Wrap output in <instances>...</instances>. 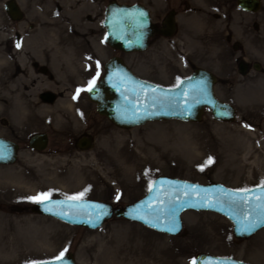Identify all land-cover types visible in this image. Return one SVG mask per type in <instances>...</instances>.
<instances>
[{
	"label": "rangeland",
	"instance_id": "374dc122",
	"mask_svg": "<svg viewBox=\"0 0 264 264\" xmlns=\"http://www.w3.org/2000/svg\"><path fill=\"white\" fill-rule=\"evenodd\" d=\"M93 1L96 0H75L79 20L91 9L94 13L99 11V3ZM49 5L48 14L53 18L46 24L48 42L59 35L54 3ZM94 19L98 25L100 18ZM204 20L202 26L212 28L207 38H213L215 24ZM1 26L5 27L0 28V51H3L9 33L0 20ZM66 47L67 51H94V68L89 69L88 78L93 74L95 81L103 74L101 65L108 55L117 53L103 38L96 36L69 40ZM189 55H193L190 59L201 61L213 70L219 62L215 51L148 50L123 56L140 76L174 86L193 72L185 63ZM93 117L96 123L93 147L72 152H39L26 146L20 151L18 163L0 165V264H34L68 251L75 255L77 264L108 261H116L111 264H192L201 252L264 264V228L249 238L238 239L232 222L212 211H186L184 230L177 236L118 217L91 230L31 210L23 214L9 211L13 203L29 206L39 202L31 198L41 193L95 197L124 206L145 195L161 174L201 183L221 182L238 189L262 185L264 91L256 92L253 104L238 105V118L234 122L217 121L207 111L201 122L154 121L127 129L105 120L109 124L101 131L95 110ZM62 169L69 172L61 173ZM65 182L70 189L58 187ZM126 234L139 236L145 245L136 243L135 239H125Z\"/></svg>",
	"mask_w": 264,
	"mask_h": 264
},
{
	"label": "flooded vegetation",
	"instance_id": "af4514ba",
	"mask_svg": "<svg viewBox=\"0 0 264 264\" xmlns=\"http://www.w3.org/2000/svg\"><path fill=\"white\" fill-rule=\"evenodd\" d=\"M256 1L96 0L93 2L99 3V11L91 9L79 20L75 0H0V20L9 33L0 51V136L18 144L19 154L26 146L39 152L87 150L84 139L90 140V148L94 146V110L99 130L112 123L98 112L88 94L89 83L94 80L93 74L88 78L94 68V51H67L66 43L89 36L106 41L105 19L112 2L138 3L148 9L152 32L144 51H215L219 62L214 70L190 59L193 55L186 57L185 63L193 71L199 67L212 71L216 96L234 105L238 112L240 103L251 105L256 92L264 91V0ZM49 3H54L59 35L48 42L46 24L53 18L48 14ZM11 7L12 13L8 10ZM93 16L100 18L98 25ZM203 19L215 24L213 38H207L212 28L202 26ZM106 44L117 53L109 54L103 62L104 72L112 57L125 60L126 54ZM38 134L47 139L43 150L31 146V138ZM69 186L67 182L58 184L64 190ZM60 197L78 196L56 193L49 198ZM9 206L12 213H30L28 204Z\"/></svg>",
	"mask_w": 264,
	"mask_h": 264
},
{
	"label": "water",
	"instance_id": "95a60500",
	"mask_svg": "<svg viewBox=\"0 0 264 264\" xmlns=\"http://www.w3.org/2000/svg\"><path fill=\"white\" fill-rule=\"evenodd\" d=\"M13 9L11 7L8 10L12 13ZM105 25L106 41L115 49L131 53L149 47L151 22L149 11L144 5L112 2L106 13ZM215 83V74L199 67L178 85L164 86L138 76L124 59L114 56L106 63L105 73L89 89L88 94L100 114L125 129L152 121L201 122L207 110L217 121L234 122L237 109L216 96ZM83 143L85 148H90V140L84 139ZM31 146L43 150L47 146L45 135H34ZM18 155V144L0 136V164L15 163ZM30 210L90 229L102 227L113 217L125 218L169 235L182 233V214L185 211H213L233 223L236 238L245 239L264 228V184L237 189L221 182L200 183L160 175L146 195L124 206L90 198H49L31 204ZM250 224L256 226L251 230H243ZM174 226L178 227L169 231ZM34 264L77 263L75 255L67 252L61 260L53 258ZM193 264L250 263L235 257L201 252Z\"/></svg>",
	"mask_w": 264,
	"mask_h": 264
},
{
	"label": "snow or ice",
	"instance_id": "6c2138e0",
	"mask_svg": "<svg viewBox=\"0 0 264 264\" xmlns=\"http://www.w3.org/2000/svg\"><path fill=\"white\" fill-rule=\"evenodd\" d=\"M141 15H143V13L141 14ZM17 46H19V45H17ZM97 67H99V65H97ZM99 74V73H98ZM94 84H95V81L93 80V81H90V83H89V89L92 87V86H94ZM79 91V90H78ZM210 162V161H209ZM50 195H51V193H41V194H39L38 196H36V197H32L31 199H35V200H38V201H40V200H47L49 197H50ZM81 196L83 195V193H81L80 194ZM79 197H69V199H78ZM141 218H143V217H141ZM256 225L255 224H250V225H246L245 226V229H243V230H251L252 228H254ZM176 227H178V226H174L173 228H170L169 229V231H174L175 229H176ZM64 257V253L63 252H61L60 253V255L56 258L57 260H61L62 258Z\"/></svg>",
	"mask_w": 264,
	"mask_h": 264
},
{
	"label": "bare ground",
	"instance_id": "6f19581e",
	"mask_svg": "<svg viewBox=\"0 0 264 264\" xmlns=\"http://www.w3.org/2000/svg\"><path fill=\"white\" fill-rule=\"evenodd\" d=\"M126 237H128V238H130L131 240H133V239H135L136 240V243H138V244H140V245H145V241L144 240H142L139 236H137V235H129V234H126L125 235V239H126ZM122 242H124L125 240H121ZM113 262H116V261H108V262H106L105 264H111V263H113Z\"/></svg>",
	"mask_w": 264,
	"mask_h": 264
}]
</instances>
